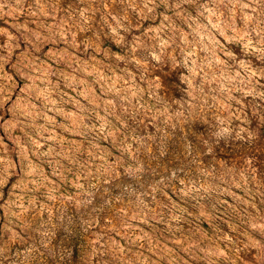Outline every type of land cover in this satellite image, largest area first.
<instances>
[{"label": "rangeland", "instance_id": "rangeland-1", "mask_svg": "<svg viewBox=\"0 0 264 264\" xmlns=\"http://www.w3.org/2000/svg\"><path fill=\"white\" fill-rule=\"evenodd\" d=\"M0 264H264V0H0Z\"/></svg>", "mask_w": 264, "mask_h": 264}]
</instances>
